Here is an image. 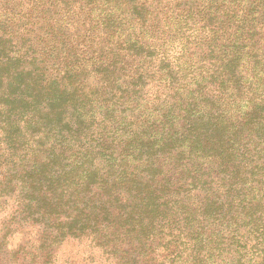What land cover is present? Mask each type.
I'll return each instance as SVG.
<instances>
[{"label": "trees", "instance_id": "1", "mask_svg": "<svg viewBox=\"0 0 264 264\" xmlns=\"http://www.w3.org/2000/svg\"><path fill=\"white\" fill-rule=\"evenodd\" d=\"M0 264H264V0H0Z\"/></svg>", "mask_w": 264, "mask_h": 264}, {"label": "rangeland", "instance_id": "2", "mask_svg": "<svg viewBox=\"0 0 264 264\" xmlns=\"http://www.w3.org/2000/svg\"><path fill=\"white\" fill-rule=\"evenodd\" d=\"M80 251V254H78L77 251ZM71 253H74V254H77V259L79 260L80 258L79 257H87L89 256L88 254V249L85 248V247H80L79 249L77 248L76 245H66L65 246V254H71Z\"/></svg>", "mask_w": 264, "mask_h": 264}]
</instances>
